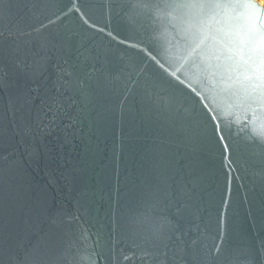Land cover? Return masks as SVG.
I'll use <instances>...</instances> for the list:
<instances>
[{
    "label": "water",
    "instance_id": "95a60500",
    "mask_svg": "<svg viewBox=\"0 0 264 264\" xmlns=\"http://www.w3.org/2000/svg\"><path fill=\"white\" fill-rule=\"evenodd\" d=\"M250 16L264 4L0 0V264H264Z\"/></svg>",
    "mask_w": 264,
    "mask_h": 264
},
{
    "label": "bare ground",
    "instance_id": "6f19581e",
    "mask_svg": "<svg viewBox=\"0 0 264 264\" xmlns=\"http://www.w3.org/2000/svg\"><path fill=\"white\" fill-rule=\"evenodd\" d=\"M260 4H264V0H257ZM232 5H235L234 3ZM211 7V6H208ZM215 8V7H213ZM241 29L244 31L243 33H246L249 35V37L251 38V40L255 41L257 39H259L261 37V33H262V29L264 26H262V24L259 22V19L254 18V16H250L247 17L245 23L242 25H240ZM217 33L213 34V39L217 38ZM231 45L234 46L236 45V41H230ZM238 43V42H237ZM222 67H224V65L222 64ZM168 98H170V94L168 93ZM228 98V99H227ZM227 98L222 99V98H217L215 103H213V106L215 107H222L224 105V103L228 100H231L230 96L228 95ZM170 103V102H169ZM168 103V104H169ZM90 252V250H89ZM86 257L88 258V254L86 255Z\"/></svg>",
    "mask_w": 264,
    "mask_h": 264
},
{
    "label": "snow or ice",
    "instance_id": "6c2138e0",
    "mask_svg": "<svg viewBox=\"0 0 264 264\" xmlns=\"http://www.w3.org/2000/svg\"><path fill=\"white\" fill-rule=\"evenodd\" d=\"M200 7H203L204 5H199ZM180 7H189V8H195L197 7L196 4H181ZM255 7V6H253Z\"/></svg>",
    "mask_w": 264,
    "mask_h": 264
}]
</instances>
